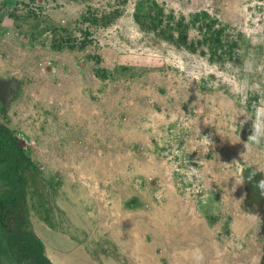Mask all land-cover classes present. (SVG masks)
I'll use <instances>...</instances> for the list:
<instances>
[{
    "label": "crops",
    "instance_id": "1",
    "mask_svg": "<svg viewBox=\"0 0 264 264\" xmlns=\"http://www.w3.org/2000/svg\"><path fill=\"white\" fill-rule=\"evenodd\" d=\"M39 1L43 17L0 19V133L16 135L22 156L2 148L11 158L0 159V179L10 185L0 201L21 198L27 210L13 235L31 224L53 264L261 259L264 203L252 191L256 177L264 180V129L252 127L239 98L133 51L92 48L90 40L78 47L74 31L92 26L91 3ZM128 2L114 24L130 42L122 28L135 23ZM209 3L182 0L186 8ZM30 191L38 200L29 203ZM251 206L257 223L244 218ZM96 232L112 236L98 261L89 239ZM8 235L0 224V264H13L3 252Z\"/></svg>",
    "mask_w": 264,
    "mask_h": 264
},
{
    "label": "rangeland",
    "instance_id": "2",
    "mask_svg": "<svg viewBox=\"0 0 264 264\" xmlns=\"http://www.w3.org/2000/svg\"><path fill=\"white\" fill-rule=\"evenodd\" d=\"M130 1L132 3L131 16H133V20L135 13L140 14L142 18H144L146 15L147 16L153 15L154 11L147 10L146 4L142 5L143 0H130ZM156 1H158V3H160L164 7L165 10L164 14L166 19L167 17L172 15V13L174 14L176 20H179L181 15H184L186 17V21L188 25H190V27L189 29L187 30L185 29L182 31L186 33V35L189 38V41L200 40L204 38V34L203 32L200 31L199 28L201 24H199V22L196 26H193L191 24L192 17L194 15H198L203 12H208L210 14L211 19H217L220 23H223L225 26H227L228 28H226L227 29L226 35H229L231 38L238 39L239 46L235 50L234 53L235 57L229 59V56L226 55L225 59L221 63L211 62L209 60L213 65H217V68L207 77H205V79L208 78L210 81L217 82L221 87L227 89V91L230 92L232 95L238 97L239 101L241 102V105L247 108L246 111L253 118L252 127L254 129L263 130L264 129V36H261L260 33H256L253 31L254 24H252L251 22H249V27L244 31L240 29V25H242L241 22H243L244 19L246 18L248 19H250V17L253 18L257 14L264 16V0H244L242 5L239 4L238 6H232L230 8L227 7V5L230 4L229 1H228L229 3L228 2L226 3L227 0H208L210 1L208 6H200L197 8H188V7L186 8L185 6L182 5V0H156ZM88 2L91 3L92 5V12H93L92 14L93 15L97 14L98 17L101 19V21H103L106 16L108 17L113 16L114 21L111 24L113 26L115 25L114 23L117 20V18L121 16V15L119 17L114 16L115 12L118 10L121 12V14H123V11H125V9H120L119 7L120 6L125 7V4L128 2V0H88ZM97 26H103V25H97ZM91 27H96V26L92 25ZM122 28L130 29L131 39L129 38L130 39L129 41H132L133 43L135 42V44L132 45L133 50L132 49L131 50L135 52L140 58L146 59L151 63L154 64L156 63L157 65H161L166 69L176 71L177 73L181 74V77L184 76L186 77V75H190V73L187 71L189 59L186 58H190V56L193 55H200L198 54L199 52L192 53L187 48L184 47L181 48V46H178L176 40L172 42L165 41L164 38L169 36L170 34L169 32H166L165 33L166 36L164 35V38H162V34L159 32H157V34L142 32L139 25H137L136 23L129 25L124 24L122 25ZM173 29L174 31L172 32H174V35L178 37V35L181 33V27L180 28L175 27ZM123 33L127 34L125 32ZM87 36L90 37L89 31ZM121 38L123 39L124 37ZM89 40L92 41L87 37L86 42ZM123 40L127 41L125 39ZM201 49L205 50L208 53V47L206 45H204V47H202ZM200 56L209 58L210 54H208L207 56H203V55ZM248 98H249V103H247ZM260 113L263 114L260 115ZM0 124H1V116H0ZM4 140H5L4 138L1 140L2 146H4L5 143L3 142ZM16 142L18 143L17 140ZM17 143L16 145H18ZM2 146L0 147V154L2 151H4L2 150ZM8 149L12 150L11 155H13L16 160L22 158L21 152L19 149H17L16 146H14V148L8 147ZM9 158H11L10 155L5 151L3 153V158L0 156V159H4V160H8ZM14 173L15 171L13 172V174ZM14 181H16V177L13 178V182ZM256 181L257 183L260 181L259 177H256ZM8 182L10 185V181H4L0 179V192L4 191L6 188L8 189V187L4 186V184H6L7 186ZM34 196L38 200L39 195H35L34 193H31V191L27 193L26 197L29 198V203H31ZM4 203H8V207H13L14 210V215L7 219L8 224H10L13 227L14 226L21 227L20 224H22L25 220H27V214H26L27 210L24 201L21 198H17L16 203H14V201L11 200L9 201L6 200ZM250 210H253L252 206ZM254 210L253 212L249 211L251 214L250 217H244V218H246L247 220L253 219V221L255 219L256 221L257 219ZM238 218H243V217L239 216ZM25 231L26 233L32 232L35 234V232L31 227V224H28L26 226ZM259 231L260 230H258V232ZM84 238L87 240L84 239L83 241L88 242L89 239L90 241H94L93 247L90 248V250L93 252L92 254L94 260L98 261L99 260L98 253L103 252L106 249L102 245L104 244L105 240L112 239V236L111 233L110 235H108V233L96 232L93 233V236H91L89 239L87 236ZM99 241H101L102 244H99ZM4 244H5V248L3 249V252L8 255L7 258L9 261L11 262L14 261L15 260L14 256L17 253V247L12 244L11 246H9L8 241H6ZM48 250L49 248L47 247V251ZM44 255L47 257L45 245H44ZM110 255L111 254H109V256ZM261 256H262V252H261ZM64 259L67 260V257H64ZM256 260L257 262L255 264H261L259 262V258H257ZM28 263L29 262L26 261L22 262V264H28ZM33 264H38V263L34 262ZM250 264H254L252 262V258Z\"/></svg>",
    "mask_w": 264,
    "mask_h": 264
},
{
    "label": "trees",
    "instance_id": "3",
    "mask_svg": "<svg viewBox=\"0 0 264 264\" xmlns=\"http://www.w3.org/2000/svg\"><path fill=\"white\" fill-rule=\"evenodd\" d=\"M142 5L146 4L147 10L154 11L153 15H146L144 18L141 17L140 14L135 13L134 15V21L137 25H139L140 29L144 33H153L157 34V32L162 34V38H164V35L166 32H169V36H167L165 41H177L178 46H181V48H187L192 53H197L203 56H207L210 54V57L208 58L211 62H223L225 59V56L228 55L229 59L234 58L235 50L239 46L238 39L231 38L229 35H226V31L228 28L223 23H220L217 19H211L210 14L208 12H203L198 15H194L191 19V24L193 26H196L199 22L201 24L200 31L203 32L204 38L200 40H192L189 41L188 36L186 33L182 30L189 29L190 25H188L186 21V17L184 15H181L179 20H176L174 17V14L170 15L169 17H165L164 14V7L158 3L156 0H143ZM145 2V3H144ZM121 12L116 11L114 16H120ZM150 16V17H149ZM144 19V20H142ZM85 21H88L92 25H103V26H110L113 21L114 17L106 16L103 21L96 15H89ZM180 28L181 27V33L177 36L174 35V29L175 27ZM55 34V30L48 31V38L51 37V34ZM85 38L88 36V32L84 33ZM54 36V35H53ZM166 36V35H165ZM177 39H176V38ZM52 40L55 39V37L51 38ZM86 41H84V44ZM83 44V45H84ZM206 45L208 47V53L201 49ZM227 56V57H228ZM7 130L3 128V130L0 133V147L2 146V139L5 140L3 142L4 146H8L10 148L16 146V140L17 138L8 137V135L5 133ZM3 132L7 135L5 137V134L3 135ZM3 136V137H2ZM16 142V143H15ZM2 146V148L4 147ZM14 215L13 207H8V203H4L0 201V224L3 225L4 228L9 231V239L12 245H14V241L18 239L16 242L17 245V253L15 254L14 258L15 260L11 263L13 264H22L23 261L29 262L33 264L34 262H37L38 264H52L48 258L44 255V243L32 232L22 231L21 235H13L14 232H17L16 227L11 226L8 224L7 219ZM5 235V234H4ZM6 239V237L4 236ZM15 247V248H16ZM28 263V264H29Z\"/></svg>",
    "mask_w": 264,
    "mask_h": 264
},
{
    "label": "built area",
    "instance_id": "4",
    "mask_svg": "<svg viewBox=\"0 0 264 264\" xmlns=\"http://www.w3.org/2000/svg\"><path fill=\"white\" fill-rule=\"evenodd\" d=\"M42 6L43 5H41V2L39 0H0V19L3 17H8L9 15L20 17H32V15H35L36 17L40 18L45 16L47 13L45 9L41 8ZM249 22L254 24V32L260 33L261 36H264L263 15L261 16L260 14H257L253 18L250 17V19H244V21L241 22L242 25H240V29H242V31L246 30L249 27ZM77 28L81 29V26ZM87 30L90 32V37L88 36V39H91L93 41L92 48L110 47L121 50L122 52H129L133 50L132 45H134L135 42L133 43L132 41H124L121 38L122 36L118 25L96 26L93 29H91L90 25L86 29V31ZM75 32L77 33L74 43L78 47L82 46L87 38H85L83 31H74V33ZM190 58H186L190 60V62L188 60L187 70L190 75H186V77L188 76L187 78L192 83H197L201 78L207 77L217 68V65H213L206 57H202L200 55H193L190 56ZM39 66L41 70L45 71L46 66L44 64L41 63L39 64ZM18 138H21V134L18 135ZM262 191L264 194V190ZM196 193L198 198L203 196V190L200 188H197Z\"/></svg>",
    "mask_w": 264,
    "mask_h": 264
},
{
    "label": "flooded vegetation",
    "instance_id": "5",
    "mask_svg": "<svg viewBox=\"0 0 264 264\" xmlns=\"http://www.w3.org/2000/svg\"><path fill=\"white\" fill-rule=\"evenodd\" d=\"M254 184H253V191H252V194L255 196V198L257 199V197L259 198V200H260V202H261V200H262V203H264V194H263V191H262V189H260L259 187H258V185H259V182L257 183V181H256V178L254 179ZM253 208V207H252ZM253 209H255L256 210V207L255 208H253ZM264 214V213H263ZM263 218H264V216H263ZM261 230H262V233H261V235H262V237H263V239H264V220H262V224H261ZM264 253V252H263ZM259 262L261 263V264H264L263 262H264V254H262V258L261 259H259Z\"/></svg>",
    "mask_w": 264,
    "mask_h": 264
},
{
    "label": "clouds",
    "instance_id": "6",
    "mask_svg": "<svg viewBox=\"0 0 264 264\" xmlns=\"http://www.w3.org/2000/svg\"><path fill=\"white\" fill-rule=\"evenodd\" d=\"M258 187H259L260 189L264 190V180H261V181L259 182Z\"/></svg>",
    "mask_w": 264,
    "mask_h": 264
},
{
    "label": "bare ground",
    "instance_id": "7",
    "mask_svg": "<svg viewBox=\"0 0 264 264\" xmlns=\"http://www.w3.org/2000/svg\"><path fill=\"white\" fill-rule=\"evenodd\" d=\"M159 212V211H158Z\"/></svg>",
    "mask_w": 264,
    "mask_h": 264
}]
</instances>
